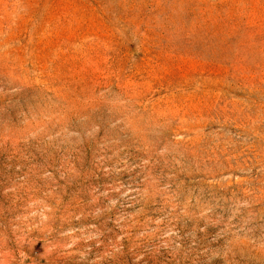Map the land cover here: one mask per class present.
I'll return each mask as SVG.
<instances>
[{
  "label": "rangeland",
  "instance_id": "obj_1",
  "mask_svg": "<svg viewBox=\"0 0 264 264\" xmlns=\"http://www.w3.org/2000/svg\"><path fill=\"white\" fill-rule=\"evenodd\" d=\"M0 264H264V0H0Z\"/></svg>",
  "mask_w": 264,
  "mask_h": 264
}]
</instances>
